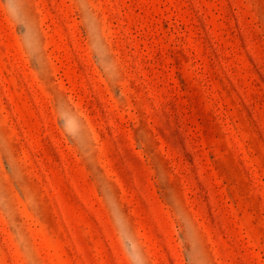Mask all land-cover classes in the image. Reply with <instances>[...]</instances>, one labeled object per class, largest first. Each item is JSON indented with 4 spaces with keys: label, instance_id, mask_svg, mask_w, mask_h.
I'll return each mask as SVG.
<instances>
[{
    "label": "rangeland",
    "instance_id": "rangeland-1",
    "mask_svg": "<svg viewBox=\"0 0 264 264\" xmlns=\"http://www.w3.org/2000/svg\"><path fill=\"white\" fill-rule=\"evenodd\" d=\"M0 264H264V0H0Z\"/></svg>",
    "mask_w": 264,
    "mask_h": 264
}]
</instances>
